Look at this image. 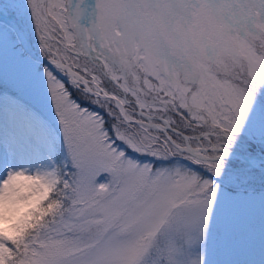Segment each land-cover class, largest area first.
<instances>
[{
	"label": "snow or ice",
	"instance_id": "obj_1",
	"mask_svg": "<svg viewBox=\"0 0 264 264\" xmlns=\"http://www.w3.org/2000/svg\"><path fill=\"white\" fill-rule=\"evenodd\" d=\"M0 264H264V0H0Z\"/></svg>",
	"mask_w": 264,
	"mask_h": 264
}]
</instances>
